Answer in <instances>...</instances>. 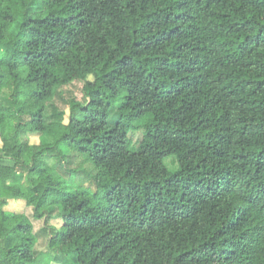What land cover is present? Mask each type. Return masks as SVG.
<instances>
[{
  "label": "trees",
  "instance_id": "16d2710c",
  "mask_svg": "<svg viewBox=\"0 0 264 264\" xmlns=\"http://www.w3.org/2000/svg\"><path fill=\"white\" fill-rule=\"evenodd\" d=\"M0 136V264H264V0H0Z\"/></svg>",
  "mask_w": 264,
  "mask_h": 264
},
{
  "label": "rangeland",
  "instance_id": "374dc122",
  "mask_svg": "<svg viewBox=\"0 0 264 264\" xmlns=\"http://www.w3.org/2000/svg\"><path fill=\"white\" fill-rule=\"evenodd\" d=\"M61 96H63L64 99H69V98L74 97V96L78 97L79 99H82L83 98L82 83H75V84H70L68 86H65L62 89V95ZM56 102L59 105H63V100H62L61 97L58 98L56 100ZM40 140L52 141L51 137L47 136V135H45L43 138H40V136L38 134H34V133L30 134V141L32 143H38ZM2 144H3V142H2V138L0 136V147L2 146ZM5 163H9V162L5 161ZM169 167L170 168H174V166L171 165L170 162H169ZM5 209L7 211L17 212V213H23L25 211L28 212L30 210V208L27 206L26 200L25 199H21V198L10 199L9 200V204L5 207ZM53 222L57 226H60L61 220L55 219V220H53ZM48 264H60V263H57L55 261H51Z\"/></svg>",
  "mask_w": 264,
  "mask_h": 264
}]
</instances>
